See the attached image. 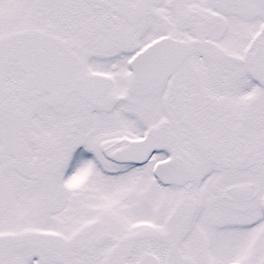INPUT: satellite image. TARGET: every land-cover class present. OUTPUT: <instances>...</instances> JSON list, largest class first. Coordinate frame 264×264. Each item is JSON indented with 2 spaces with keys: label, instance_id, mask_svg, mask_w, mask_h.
Returning <instances> with one entry per match:
<instances>
[{
  "label": "snow or ice",
  "instance_id": "1",
  "mask_svg": "<svg viewBox=\"0 0 264 264\" xmlns=\"http://www.w3.org/2000/svg\"><path fill=\"white\" fill-rule=\"evenodd\" d=\"M0 264H264V0H0Z\"/></svg>",
  "mask_w": 264,
  "mask_h": 264
}]
</instances>
